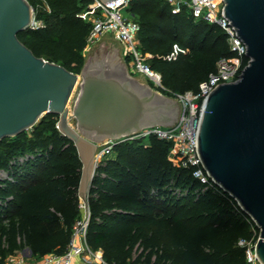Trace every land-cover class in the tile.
<instances>
[{"label":"trees","instance_id":"1","mask_svg":"<svg viewBox=\"0 0 264 264\" xmlns=\"http://www.w3.org/2000/svg\"><path fill=\"white\" fill-rule=\"evenodd\" d=\"M41 26L18 34L36 57L79 74L92 25L78 15L91 0H26ZM139 50L160 74L167 96L196 92L232 55L216 25L173 15L162 0H131ZM180 52L170 57L173 46ZM127 61V60H126ZM47 114L18 136L0 141V264L28 249L32 257L62 255L82 217L81 162L73 143ZM156 137L119 140L97 163L87 196L86 243L109 264H245L238 240L252 236L247 215L193 168L168 157Z\"/></svg>","mask_w":264,"mask_h":264},{"label":"water","instance_id":"2","mask_svg":"<svg viewBox=\"0 0 264 264\" xmlns=\"http://www.w3.org/2000/svg\"><path fill=\"white\" fill-rule=\"evenodd\" d=\"M223 14L250 61L236 82L220 84L207 96L196 148L211 182L259 228L256 256L264 264V0H225ZM32 21L26 0H0V141L31 129L44 115H56V129L73 143L82 165L78 198L88 213L98 145L148 126L172 125L177 105L166 97L155 104L151 89L142 96L132 80L115 79L104 65L93 72L84 64L75 74L36 57L18 39ZM79 77L80 93L70 112Z\"/></svg>","mask_w":264,"mask_h":264},{"label":"built area","instance_id":"3","mask_svg":"<svg viewBox=\"0 0 264 264\" xmlns=\"http://www.w3.org/2000/svg\"><path fill=\"white\" fill-rule=\"evenodd\" d=\"M131 0H116L102 3L100 0H91L88 8L82 11L78 17L92 25L87 38V46L99 41L105 35H110L122 46V55L127 60V66L132 73L143 75L161 87V76L153 71L146 63L139 50L137 34L139 25L127 12ZM168 5L173 15L181 12L188 13L194 20H203L209 24L218 26L227 37V43L232 53L229 57L220 58L216 63V69L210 73L207 79L201 82L196 92L187 91L183 94H175L172 97L180 106L177 120L168 126H148L140 131L108 141L96 155V165L105 155L110 154L113 145L119 140H135L156 137L171 143L168 157L182 168H193V177L203 185L212 184L207 172L199 159L196 141L200 118L204 102L207 96L220 84L236 82L242 71L249 64L246 57V46L237 37L235 29L223 14L225 0H162ZM123 11L128 16H123ZM41 26L33 21L31 29ZM86 46V47H87ZM170 57L175 58L180 49L175 45ZM0 177L9 178L5 172H0ZM234 200V199H233ZM235 201V200H234ZM236 202V201H235ZM237 207L242 211L241 207ZM83 209L82 217L73 227L72 237L64 254H47L40 259L38 264H109L103 260L100 251H93L86 243V229L89 213ZM247 221L251 226L252 236L248 240L240 239L237 245L244 249L245 264H261L256 256V245L260 238V230L255 222L247 215ZM19 260L10 261V264H27L22 256Z\"/></svg>","mask_w":264,"mask_h":264},{"label":"rangeland","instance_id":"4","mask_svg":"<svg viewBox=\"0 0 264 264\" xmlns=\"http://www.w3.org/2000/svg\"><path fill=\"white\" fill-rule=\"evenodd\" d=\"M123 16H128L126 12L123 11ZM104 44V45H108L110 48H107L106 50L110 53V54H116L117 55V60L120 64H125L126 68H127V73L128 75L133 78L134 80L138 81L139 83H141L142 85L148 87L149 89H151L154 93H158L160 94L161 96L163 97H166V98H170L174 101V103L177 105V108H174L172 109V113L174 112H177L176 114L179 115V112H180V106L179 104L170 96H167L166 93H162L160 91V86H157L154 82H152L151 80H149L147 77L143 76V75H139V74H136V73H132L131 70H130V67L127 66V61L123 58V55H122V46L116 41L114 40V38L110 35H105L103 36L102 38L99 39V41L97 42H94V43H91L89 44L87 47H86V51H83V54H84V58H85V62L84 64H89L90 62H93L95 61V59H97V55L100 53L101 51V48L100 46ZM174 46L172 48V52L174 51ZM102 60V57L100 58ZM81 78L77 84V86L75 87V90L73 91L72 95H71V98L69 100V103H68V109L69 111L71 112L73 106L75 105L77 99H78V96H79V93H80V82H81ZM70 126L71 127H75V123H74V120L70 121L69 122ZM27 135L29 136L30 135V132L31 130L28 129L27 131ZM108 142L107 141H104L102 144L98 145V149H97V152ZM100 161V160H99ZM80 201V200H79ZM81 203V201H80ZM83 214V209H82V212ZM19 256H22V258L25 260V262H27L28 264H38L40 262V259L39 258H36V257H32L30 255V251L28 249H24L22 251H19L17 252L16 254L10 256L7 258L6 260V264H10V261L11 260H16ZM19 259L16 260V262L18 261Z\"/></svg>","mask_w":264,"mask_h":264},{"label":"bare ground","instance_id":"5","mask_svg":"<svg viewBox=\"0 0 264 264\" xmlns=\"http://www.w3.org/2000/svg\"><path fill=\"white\" fill-rule=\"evenodd\" d=\"M92 63H93L92 65L90 64L92 67V71L93 70L96 71L100 65H104L105 68H107V70L113 75V77H115V79L121 80V81L122 80H132L136 89L138 90V92L142 96L148 95L151 93V91L147 87H145L144 85H142L138 81L129 77V75L125 72L123 66L118 62L116 54L108 53V54L102 56V60L99 61L100 64H95L94 62H92ZM79 80H80V77H79ZM153 102L155 104L163 103L164 102L163 96H161L158 93H155V98H154Z\"/></svg>","mask_w":264,"mask_h":264},{"label":"crops","instance_id":"6","mask_svg":"<svg viewBox=\"0 0 264 264\" xmlns=\"http://www.w3.org/2000/svg\"><path fill=\"white\" fill-rule=\"evenodd\" d=\"M100 48H101V51H100V53L97 55V59H95V61H93L95 64H98L99 63V61L101 60L100 58L103 56V55H106V54H108L109 52L106 50L107 48H110L108 45H104V44H102L101 46H100ZM84 51H86V48L84 49ZM90 64L92 65L93 63L92 62H90ZM101 254V253H100ZM30 255H31V253H30ZM17 259H20L19 257L17 258ZM16 259V260H17ZM16 260H14V261H16ZM27 263V262H26ZM28 264V263H27ZM89 264H94V263H89Z\"/></svg>","mask_w":264,"mask_h":264}]
</instances>
